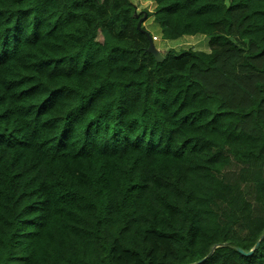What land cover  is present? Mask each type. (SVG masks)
<instances>
[{
    "label": "trees",
    "instance_id": "trees-1",
    "mask_svg": "<svg viewBox=\"0 0 264 264\" xmlns=\"http://www.w3.org/2000/svg\"><path fill=\"white\" fill-rule=\"evenodd\" d=\"M97 1L0 0V264H264V0Z\"/></svg>",
    "mask_w": 264,
    "mask_h": 264
},
{
    "label": "rangeland",
    "instance_id": "rangeland-1",
    "mask_svg": "<svg viewBox=\"0 0 264 264\" xmlns=\"http://www.w3.org/2000/svg\"><path fill=\"white\" fill-rule=\"evenodd\" d=\"M127 0H98L95 8L99 12L100 16L104 17L105 20L99 24V31L97 33V38L102 39V29L109 28V30L113 34H117V29L120 27V24L124 22V24H128L130 22V17L126 9L123 7L126 4ZM132 3L137 6V11H141L142 9H149V5L143 6L140 0H131ZM116 9H122L123 15L117 16L115 19V22L112 26H109V23L111 21L112 11ZM153 10V8H152ZM90 24V22H88ZM143 26L145 29L152 35L157 36L158 40L153 41L154 45L157 49L160 50V52L165 55L166 51L171 48H175L176 50L185 49V48H194L196 50H203L207 51L209 47L208 43V37L205 35H195V36H184L174 42L167 41L162 38V31L161 26L159 23H157L152 16H150L148 19L145 20ZM124 36L131 37L134 40L135 45L136 44H146L145 39L140 35H134L132 34L131 30L127 29L124 33ZM145 59L150 62L149 57L146 56ZM151 63V62H150ZM183 63V61H170L166 65V69H168V66H179ZM165 69V70H166ZM231 264H239L237 262H232Z\"/></svg>",
    "mask_w": 264,
    "mask_h": 264
},
{
    "label": "water",
    "instance_id": "water-1",
    "mask_svg": "<svg viewBox=\"0 0 264 264\" xmlns=\"http://www.w3.org/2000/svg\"><path fill=\"white\" fill-rule=\"evenodd\" d=\"M142 13H143V12H141V11H140V12H135V16H136L137 18H139V20H138V24H137V27H138L139 29H141V25H142V23H143V22L146 20V18H147V13L144 12L143 15L140 16V14H142ZM144 31H145V30H144ZM145 32H146L147 37H148V40H149V45H148V47H147V52L150 53V54H152L153 57L155 58V60H156L157 62H163V61H164V56H163V54L160 52L159 49H157V48L155 47L154 42H153V39H152V36L149 34V32H147V31H145ZM260 241H261V239L258 240L257 243L255 244L254 248L251 249V250L248 251V252H245V251L242 250L241 248H238V251H239L241 254L245 255V256H249V255H251V254L254 252V249L259 245Z\"/></svg>",
    "mask_w": 264,
    "mask_h": 264
},
{
    "label": "crops",
    "instance_id": "crops-1",
    "mask_svg": "<svg viewBox=\"0 0 264 264\" xmlns=\"http://www.w3.org/2000/svg\"><path fill=\"white\" fill-rule=\"evenodd\" d=\"M141 2H143V0H140ZM143 6L145 5H149V9L148 11H152L153 8V0H145L143 3H141Z\"/></svg>",
    "mask_w": 264,
    "mask_h": 264
},
{
    "label": "built area",
    "instance_id": "built-area-1",
    "mask_svg": "<svg viewBox=\"0 0 264 264\" xmlns=\"http://www.w3.org/2000/svg\"><path fill=\"white\" fill-rule=\"evenodd\" d=\"M152 39H153V41H156V40H158V37L157 36H152Z\"/></svg>",
    "mask_w": 264,
    "mask_h": 264
}]
</instances>
